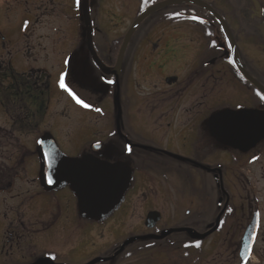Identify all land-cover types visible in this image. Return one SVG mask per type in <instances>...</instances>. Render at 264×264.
<instances>
[{"label": "flooded vegetation", "instance_id": "1", "mask_svg": "<svg viewBox=\"0 0 264 264\" xmlns=\"http://www.w3.org/2000/svg\"><path fill=\"white\" fill-rule=\"evenodd\" d=\"M163 1L123 0L105 44L89 0L90 46L83 0H0V264H264V0H175L115 70ZM58 152L127 163L119 208L83 217L71 181L42 177L76 175L43 171Z\"/></svg>", "mask_w": 264, "mask_h": 264}, {"label": "water", "instance_id": "2", "mask_svg": "<svg viewBox=\"0 0 264 264\" xmlns=\"http://www.w3.org/2000/svg\"><path fill=\"white\" fill-rule=\"evenodd\" d=\"M175 0H166L157 3L146 9L133 23L131 29L126 34L122 48L120 51L119 61L117 62L116 69H121L122 58L131 37L141 24V22L151 13L160 8L173 4ZM83 13L86 29L88 30V43L93 46L92 40V21L89 11V0H83ZM93 49V48H92ZM96 61L100 66L104 67L98 57L95 55ZM116 101L121 111L119 93H117ZM121 113H119L120 117ZM59 153V152H58ZM57 161L55 160L56 154L43 156V171L51 172H76V175H42L46 182L55 180L59 181L64 178L72 182V187L76 192L79 200V210L83 217L95 220H104L109 217L115 210L119 208L125 198V193L128 190L132 180V169L125 162L109 163L101 161L92 156H84L80 159H69L58 154ZM61 177V178H60ZM55 184V183H54ZM160 219L159 212H152L147 218L148 226H154ZM252 231L249 229L248 232ZM253 237L248 235V239ZM152 237V236H149ZM148 238V237H144ZM130 240L129 242H133Z\"/></svg>", "mask_w": 264, "mask_h": 264}, {"label": "rangeland", "instance_id": "3", "mask_svg": "<svg viewBox=\"0 0 264 264\" xmlns=\"http://www.w3.org/2000/svg\"><path fill=\"white\" fill-rule=\"evenodd\" d=\"M93 1L97 2V0H93ZM98 1H99L98 4H96L97 5L96 11H95L96 5L94 6V13L96 12L95 18L98 19V25L101 27L102 30L101 33L98 34L97 39L105 44L107 43L115 44L118 41L117 38L123 40L125 31L130 24V20H127L128 18L126 14L123 13V10L119 9L120 3L123 0H98ZM151 1L152 0H147L148 3ZM110 13H115V16L111 15L113 17L111 21L108 20L107 18L110 17L109 15ZM61 23L62 22L59 20H56L54 22V24H61ZM45 33H47V31ZM43 37H46V34H44ZM42 42L45 43V40ZM137 91H138L137 84H135L133 87L129 84L127 92H129L133 100V104H136L139 100V95L137 94ZM144 136H147L145 132H144ZM181 212L180 211L176 212L177 213L176 215L171 211L167 212L166 214L169 213L167 222L170 220L169 224H171V222H173L172 224H174V222L178 223L182 221L183 218L185 217ZM140 214L141 212L140 213L134 212V215L131 216L130 218L131 229L133 228L134 225L138 224L139 216H141Z\"/></svg>", "mask_w": 264, "mask_h": 264}, {"label": "snow or ice", "instance_id": "4", "mask_svg": "<svg viewBox=\"0 0 264 264\" xmlns=\"http://www.w3.org/2000/svg\"><path fill=\"white\" fill-rule=\"evenodd\" d=\"M76 3H77V5H78V4L80 3V0H76ZM60 86H61L62 88H65V84H64V82H63V78H61ZM69 91H70V90H69ZM71 94L73 95V98L76 99V102H77V103L82 104L84 107H89V105L85 104L83 100H81V99H79L78 97H76L74 93H71ZM261 99H264V96H261ZM97 111H99V110H97ZM128 151H129V152L131 151V148H130V147L128 148ZM49 182H51V181H49ZM195 246H196V247H200L199 243H197Z\"/></svg>", "mask_w": 264, "mask_h": 264}]
</instances>
